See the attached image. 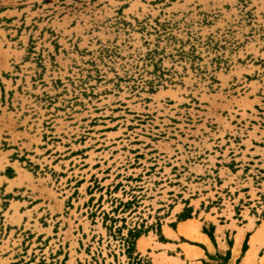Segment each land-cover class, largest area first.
Wrapping results in <instances>:
<instances>
[{"label":"rangeland","instance_id":"1","mask_svg":"<svg viewBox=\"0 0 264 264\" xmlns=\"http://www.w3.org/2000/svg\"><path fill=\"white\" fill-rule=\"evenodd\" d=\"M192 218L264 222V0H0V264H174Z\"/></svg>","mask_w":264,"mask_h":264},{"label":"crops","instance_id":"2","mask_svg":"<svg viewBox=\"0 0 264 264\" xmlns=\"http://www.w3.org/2000/svg\"><path fill=\"white\" fill-rule=\"evenodd\" d=\"M204 221L214 226L215 243H212L209 237L202 233L203 223L199 219L192 218L182 221L177 225L176 230L173 231L175 238H170L171 242L158 244L159 249L165 251L164 258L171 259L167 263L216 264L218 260L216 256H225L229 250L228 264H236L237 261H239V264H245L246 261H249V264H264V246L258 247V245H255V249L252 251V239L256 236L259 240L260 236L264 234V222L256 224V221H253L251 223L246 218L241 220H234L233 218H205ZM236 221L238 224H232ZM189 228H192V230L190 231ZM181 230L194 232L195 234L187 233V236L190 238L191 235H194L196 237L194 242L202 247L191 245L184 241H190L191 238L188 239L181 234ZM247 238V249L243 253L242 246ZM227 239L233 241L232 247H229ZM171 252H175V255H170ZM161 254L162 252L159 253V255ZM208 256L215 257L216 260L211 261Z\"/></svg>","mask_w":264,"mask_h":264},{"label":"bare ground","instance_id":"3","mask_svg":"<svg viewBox=\"0 0 264 264\" xmlns=\"http://www.w3.org/2000/svg\"><path fill=\"white\" fill-rule=\"evenodd\" d=\"M255 237H256V236H255ZM255 237H254V239H252V240H253V241H252V251L255 249V248H254V247H255V243H258V242H259L258 238H255ZM190 238H191V239H195L196 237L193 236V235H191ZM237 241H238V239H237ZM245 264H249V261H246Z\"/></svg>","mask_w":264,"mask_h":264}]
</instances>
